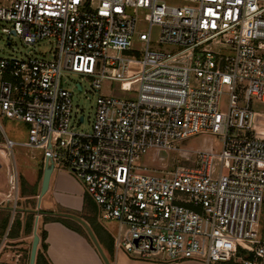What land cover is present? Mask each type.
<instances>
[{
  "label": "built area",
  "instance_id": "built-area-1",
  "mask_svg": "<svg viewBox=\"0 0 264 264\" xmlns=\"http://www.w3.org/2000/svg\"><path fill=\"white\" fill-rule=\"evenodd\" d=\"M184 1L0 0L7 39H47L55 49L48 59L0 57V115L28 124L23 146L80 182L97 221H117L114 253L162 264H264V110L251 108L264 105V0ZM138 13L146 28L137 29ZM153 25L157 42L177 51L150 48ZM133 37L138 60L127 54ZM210 42L227 49L206 50ZM63 73L96 91L102 80L119 82L133 97L98 94L89 130H78ZM197 135L217 136L220 152L179 147ZM14 145L3 135L12 217L20 199ZM149 151L160 166H136Z\"/></svg>",
  "mask_w": 264,
  "mask_h": 264
},
{
  "label": "rangeland",
  "instance_id": "rangeland-1",
  "mask_svg": "<svg viewBox=\"0 0 264 264\" xmlns=\"http://www.w3.org/2000/svg\"><path fill=\"white\" fill-rule=\"evenodd\" d=\"M167 5H184L186 2L184 0H163ZM139 21L137 22V29L146 28V24L142 19V14L138 13ZM2 27H9V23L0 21V57H37L48 59L51 57V54L54 52V44L51 40L44 39L32 45L24 44L20 38L10 35L7 39V34L3 32ZM158 27L153 25L150 28V48L156 50H163L169 52H175L178 50L177 47L168 46L160 44L157 42L158 38ZM9 43V44H8ZM131 48L133 51L127 52L134 60H138L142 57V44L139 43L134 37L132 38ZM206 50L211 52H218L226 50L223 44L219 42H210L205 46ZM141 50V51H140ZM139 68L137 63H131L130 70L134 72ZM62 85L72 93V107H73V116L71 118V125L76 126L78 130L87 131L90 128V123L94 113L95 99L98 94L110 95L118 98H132L133 94L129 92H122L119 89V82L102 80L99 83L98 90L90 85L91 82L89 79L84 78L82 75H77L73 73H63L61 75ZM82 86L81 90H78L76 84ZM228 96L223 92L219 99V110L226 111L227 109ZM251 108L255 113H259L261 110H264V105L260 104L258 101L253 100L251 103ZM80 116H83V122L79 125L76 124V120ZM5 135L8 139L12 140L15 145L12 147L13 160L18 173L19 182L20 178H25L26 180H32L33 172H38L41 168L42 163V153L40 150L34 152V157H32L31 151L23 146V143L27 141L28 138V124L17 121L14 119H9L7 117L0 115V147ZM213 145L216 153H219L221 150V143L218 140L217 136H212L210 138L204 139L203 136H193L184 139L182 142H179V147H188L192 150L196 149H207L209 145ZM192 150L190 153L192 154ZM175 164L178 165H187L190 164L189 160L178 158L175 161ZM136 166L145 165L146 167H158L160 162L155 159L154 151H149L139 160L135 161ZM215 170L217 164L215 165ZM225 170H223L224 172ZM4 172H6V159L0 155V179L4 177ZM8 177V176H7ZM20 177V178H19ZM21 183V182H20ZM8 185V182H7ZM9 188V186H8ZM4 202V201H3ZM30 199H19L18 207H28L31 206L35 212L39 213L40 209L36 207V204H30ZM2 203V202H1ZM43 204V203H42ZM78 214V213H75ZM12 215V214H11ZM81 216V215H80ZM42 216L38 219V228L42 229ZM88 220L89 217H87ZM90 218H93L90 215ZM91 221V220H90ZM264 221V205H262L260 210V222ZM102 228L101 230L105 233V239L108 240L110 236H114L117 232V221L110 219H100L97 221ZM90 228H92L90 226ZM38 229V231H39ZM8 232V229H6ZM5 231V232H6ZM4 232V234H5ZM4 234H0V240H2L3 249L0 255V264H27L28 255L31 243V233L25 236L23 245H18L20 243L11 241L7 238L3 239ZM103 247V244H100ZM210 264H214L211 262Z\"/></svg>",
  "mask_w": 264,
  "mask_h": 264
},
{
  "label": "crops",
  "instance_id": "crops-1",
  "mask_svg": "<svg viewBox=\"0 0 264 264\" xmlns=\"http://www.w3.org/2000/svg\"><path fill=\"white\" fill-rule=\"evenodd\" d=\"M0 155L4 157L1 152ZM39 169H43V165ZM7 174L8 164L6 159V172H4L3 179H0V208L10 207V212L12 214L13 204L6 199L8 191ZM18 175L17 173V176ZM41 176L42 172L40 173V170H38V172H33L32 180L19 177L24 182L22 188L18 179V194L20 199H30L36 204ZM84 196V191L80 182L73 176L64 170H52L48 189L40 199L39 209L42 212L38 213V215L39 217L60 216L64 218L68 224L50 219L42 224V228L45 231L44 242L46 248L44 257L47 264H105L89 232L86 230L85 224L89 227L109 264H162L157 259L133 260L126 257L122 252L114 253L113 251L111 255L106 245L105 233L102 230L96 231L90 228L89 223L82 217ZM22 208H26V206H17L15 211V213H19L20 219L24 218ZM25 236L27 235L20 233L17 238L10 240L20 243L18 245H23V241L26 239ZM100 244H103V247H101ZM213 263L224 264L222 261ZM172 264L203 263L197 260H182Z\"/></svg>",
  "mask_w": 264,
  "mask_h": 264
},
{
  "label": "trees",
  "instance_id": "trees-1",
  "mask_svg": "<svg viewBox=\"0 0 264 264\" xmlns=\"http://www.w3.org/2000/svg\"><path fill=\"white\" fill-rule=\"evenodd\" d=\"M42 167V165H41ZM42 172V169H40V173ZM21 180V179H20ZM20 185L23 188V180L20 181ZM34 204L35 202L31 200L30 204ZM25 207V206H24ZM26 209V210H24ZM24 218L20 219L19 218V213H14V216L12 217L11 212H10V207H2L0 208V234H4L6 229H8L7 232V238L9 239H14L17 238L20 233L24 235L32 234V226H33V219L34 216L37 212L33 209V207L28 206L26 208H22ZM42 211L40 210L39 213ZM96 208L94 203L91 201V199L86 195L84 196V202H83V213L82 217L89 223V225L92 227L93 230H101L102 228L100 227L99 223L96 220ZM90 215L93 218H90ZM91 220H88V218ZM55 220V221H60L64 224H68L67 221L62 218V217H43L42 218V224L48 220ZM80 228V226H79ZM38 226H37V233L40 237V242H39V247L36 251V257H35V263L34 264H47L45 257H44V251L46 248V244L44 242L45 238V231L42 229H39L38 231ZM106 245L107 248L110 252V254H113V247H112V240L111 236L106 239ZM224 264H240L237 262L233 261H225Z\"/></svg>",
  "mask_w": 264,
  "mask_h": 264
},
{
  "label": "water",
  "instance_id": "water-1",
  "mask_svg": "<svg viewBox=\"0 0 264 264\" xmlns=\"http://www.w3.org/2000/svg\"><path fill=\"white\" fill-rule=\"evenodd\" d=\"M77 89H80V86H76ZM52 172V165H47L46 163L43 164V169H42V176H41V183H40V189L39 193L37 195L36 199V207L39 208L40 205V199L41 197L45 194V192L48 189V184H49V179H50V174ZM38 213L35 214L34 219H33V226H32V236H31V243H30V249H29V255H28V262L27 264H34L35 263V257H36V251L39 247V242H40V237L37 233V226H38ZM86 230L89 232L90 237L95 244L96 248L100 252L105 264H109L105 256L103 255L102 251L100 250L98 243L96 239L94 238L93 234L91 233L89 227L85 224Z\"/></svg>",
  "mask_w": 264,
  "mask_h": 264
}]
</instances>
